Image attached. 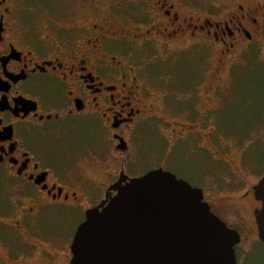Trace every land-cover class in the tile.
<instances>
[{
  "label": "flooded vegetation",
  "instance_id": "obj_1",
  "mask_svg": "<svg viewBox=\"0 0 264 264\" xmlns=\"http://www.w3.org/2000/svg\"><path fill=\"white\" fill-rule=\"evenodd\" d=\"M241 2L214 20L177 0H0V264H72L78 228L117 195L112 188L157 170L186 181L181 145L197 147L204 130L187 101L202 84L178 78L168 92L150 90L138 51L205 46L230 65L264 30V0ZM159 112L165 149L146 145ZM92 135L108 138L119 158L97 194L87 193ZM152 157L156 164L144 163ZM257 184L229 202L251 231L262 209ZM248 204L251 222L242 216Z\"/></svg>",
  "mask_w": 264,
  "mask_h": 264
},
{
  "label": "rangeland",
  "instance_id": "obj_2",
  "mask_svg": "<svg viewBox=\"0 0 264 264\" xmlns=\"http://www.w3.org/2000/svg\"><path fill=\"white\" fill-rule=\"evenodd\" d=\"M177 1L185 10L214 20H223L242 4L241 0ZM198 49L190 48L180 53L140 47L138 53L144 58L146 81L154 92H168V82L178 78H184L188 85L196 77L202 84L194 98L187 101L195 104L204 130L197 147L189 140L181 145L187 167L183 178L194 188L203 187L205 202L212 212L229 228L239 232L241 243L235 248L237 264H264V244L258 237L257 224L254 223L252 231L243 228L229 206L232 198L237 199L247 190V185L257 184L264 176V30L250 45L238 50L230 65L218 62L220 55L218 57L215 48L209 50L200 46ZM212 84L213 90L208 88ZM189 104L185 105L189 107ZM196 110L192 108L194 113ZM187 114L174 116L191 122ZM158 116L160 119L155 117L148 122L153 131H149L146 145L149 142L158 149H165L164 113L159 112ZM99 138L92 135L87 141L92 152L86 168L87 182L91 184L88 194H97L99 187L111 180L119 167V158L109 139ZM138 141L137 133L133 132L132 143L139 151L141 143ZM149 148L151 153L156 150L152 146ZM148 161L144 163H157L153 157ZM250 207L248 204L242 214L247 222L253 220Z\"/></svg>",
  "mask_w": 264,
  "mask_h": 264
},
{
  "label": "water",
  "instance_id": "obj_3",
  "mask_svg": "<svg viewBox=\"0 0 264 264\" xmlns=\"http://www.w3.org/2000/svg\"><path fill=\"white\" fill-rule=\"evenodd\" d=\"M124 183L86 213L72 264H237L241 236L212 212L201 189L162 170ZM254 196L262 202L255 217L264 244V178Z\"/></svg>",
  "mask_w": 264,
  "mask_h": 264
}]
</instances>
